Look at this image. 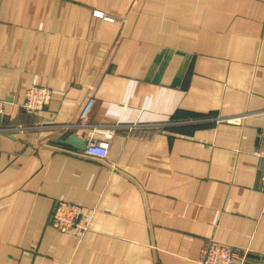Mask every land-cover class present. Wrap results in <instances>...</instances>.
<instances>
[{"label":"crops","instance_id":"crops-1","mask_svg":"<svg viewBox=\"0 0 264 264\" xmlns=\"http://www.w3.org/2000/svg\"><path fill=\"white\" fill-rule=\"evenodd\" d=\"M0 99V264L264 258V0H0ZM58 200L86 229L50 224Z\"/></svg>","mask_w":264,"mask_h":264},{"label":"built area","instance_id":"built-area-1","mask_svg":"<svg viewBox=\"0 0 264 264\" xmlns=\"http://www.w3.org/2000/svg\"><path fill=\"white\" fill-rule=\"evenodd\" d=\"M93 14L97 17L113 20L112 16L103 12L94 11ZM50 100V88L33 84L26 89L20 106L27 111H37L45 107ZM3 104L4 101L0 99V115L3 112ZM0 130L3 131L2 129ZM107 146V141H95L91 138L86 142L81 153L88 158H104L107 153ZM253 154L262 159L260 189L264 192V151L256 149L253 151ZM89 214L83 210L80 204L58 200L52 210L50 224L55 229L61 231L75 228L81 231L86 229V224L82 222V219L84 216L89 217ZM197 264H264V258L253 254L247 248L238 245L229 246L215 239H210L201 248Z\"/></svg>","mask_w":264,"mask_h":264},{"label":"water","instance_id":"water-1","mask_svg":"<svg viewBox=\"0 0 264 264\" xmlns=\"http://www.w3.org/2000/svg\"><path fill=\"white\" fill-rule=\"evenodd\" d=\"M56 143L65 145V146H74V147H82L84 145V142L80 139H78L74 134L67 133L65 135L59 136L56 140Z\"/></svg>","mask_w":264,"mask_h":264}]
</instances>
